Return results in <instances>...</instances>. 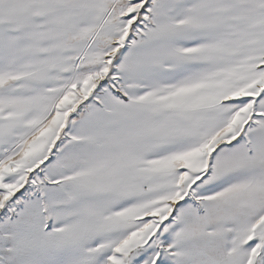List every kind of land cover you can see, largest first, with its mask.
Here are the masks:
<instances>
[{
    "label": "snow or ice",
    "instance_id": "6c2138e0",
    "mask_svg": "<svg viewBox=\"0 0 264 264\" xmlns=\"http://www.w3.org/2000/svg\"><path fill=\"white\" fill-rule=\"evenodd\" d=\"M0 264H264V0H0Z\"/></svg>",
    "mask_w": 264,
    "mask_h": 264
}]
</instances>
